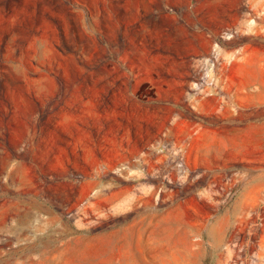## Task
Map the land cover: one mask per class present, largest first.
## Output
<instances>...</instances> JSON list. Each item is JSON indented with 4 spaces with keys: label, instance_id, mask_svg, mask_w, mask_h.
Masks as SVG:
<instances>
[{
    "label": "rangeland",
    "instance_id": "1",
    "mask_svg": "<svg viewBox=\"0 0 264 264\" xmlns=\"http://www.w3.org/2000/svg\"><path fill=\"white\" fill-rule=\"evenodd\" d=\"M263 174L264 0H0V264H264Z\"/></svg>",
    "mask_w": 264,
    "mask_h": 264
},
{
    "label": "bare ground",
    "instance_id": "2",
    "mask_svg": "<svg viewBox=\"0 0 264 264\" xmlns=\"http://www.w3.org/2000/svg\"><path fill=\"white\" fill-rule=\"evenodd\" d=\"M165 3V2H164ZM163 3V4H164ZM200 3V2H199ZM164 6V5H163ZM165 7H166V5H165ZM213 11V10H212ZM164 12V11H163ZM176 17V16H175ZM220 17H221V15H220ZM223 17V16H222ZM221 17V18H222ZM208 18V17H207ZM220 18V19H221ZM234 18H235V16H234ZM178 19V18H177ZM217 19V18H216ZM164 20V19H163ZM212 20H214V19H212ZM218 21V20H217ZM216 22V21H215ZM220 22V21H219ZM153 24V23H152ZM210 24V23H209ZM208 24V25H209ZM219 24V23H218ZM160 25V24H159ZM220 27V26H219ZM172 28V27H171ZM218 28V27H217ZM182 40V39H181ZM191 40V39H190ZM197 44V43H196ZM50 49V48H49ZM32 51H33V49H32ZM60 53V52H59ZM62 54V53H61ZM42 55V54H41ZM33 57V56H32ZM38 91V90H37ZM21 106V105H20ZM23 108V107H22ZM33 116V115H32ZM33 118V117H32ZM5 120V119H4ZM24 125H25V123H24ZM23 128V127H22ZM20 130V129H19ZM21 131V130H20ZM67 134V133H66ZM21 135H22V138H23V140L24 141H26L27 139H29V137H31L32 136V134H31V132H30V128H24V130L22 131V133H21ZM73 136V135H72ZM115 144V143H114ZM264 175V174H263ZM264 177V176H263ZM54 202H57L58 200H53Z\"/></svg>",
    "mask_w": 264,
    "mask_h": 264
}]
</instances>
